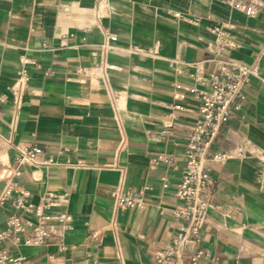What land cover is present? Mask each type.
Instances as JSON below:
<instances>
[{"label":"crops","instance_id":"crops-1","mask_svg":"<svg viewBox=\"0 0 264 264\" xmlns=\"http://www.w3.org/2000/svg\"><path fill=\"white\" fill-rule=\"evenodd\" d=\"M248 2L255 16L223 0H0V92L7 94L0 193L18 150L38 146L42 159L58 165L27 164L18 181L31 203L55 194L58 206L47 213L72 217L65 226L53 221L42 245L25 243L30 229L12 233L2 241L12 257L26 264L155 260L175 236L174 212L184 206L176 191L187 134L200 116V99L188 88L203 89L194 76L209 80L215 72L210 43L219 30L232 43L225 55L257 75L210 151L234 157L209 161L215 184L203 195L199 242L169 264H192L197 250V264H264V0ZM105 33L115 37L108 51ZM21 76L17 106L12 89ZM177 104L183 109L166 126ZM159 154L173 161H158ZM117 188L141 193L146 206L117 210ZM20 212L10 202L0 207V231Z\"/></svg>","mask_w":264,"mask_h":264},{"label":"built area","instance_id":"built-area-1","mask_svg":"<svg viewBox=\"0 0 264 264\" xmlns=\"http://www.w3.org/2000/svg\"><path fill=\"white\" fill-rule=\"evenodd\" d=\"M231 7L244 11L249 16H255L257 11L250 5L248 0H223ZM179 16V13H176ZM115 37L105 33L102 47L105 51L112 48ZM232 45L230 37L223 31H217V37L210 43L212 60L217 64L215 72L209 80L200 75H195V80L204 86L203 89L196 87L188 88L189 91L198 95L200 99L199 118L193 123L187 134V147L185 155V168L181 181L178 185L176 196L184 202V206L174 212L180 219L175 236L163 245L156 254L155 260L150 264H169L172 258H181L182 252L190 241L199 242L201 226L207 218V202L204 192L214 186L215 179L211 173L209 161L221 164L234 157L229 151L215 152L210 155L213 143L223 127L232 118L234 112L240 109L241 101L246 98L245 87L252 75H257V69L244 63L234 62L225 53ZM37 66V65H36ZM112 69L114 65H107ZM50 73L49 70L46 74ZM25 86V77H19L12 92L16 98L17 106L22 100V91ZM7 100V94L0 92V110ZM183 107L175 105L174 112L166 126L173 125ZM42 149L38 146L23 147L18 150L14 166L4 168L2 178L6 184L0 193V207L10 202L12 207L20 213H13L7 217L6 227L0 231V264H26L22 256L12 257L2 247V241L12 233H24L30 229L31 234L26 237L28 245H42L54 228L53 221L61 226L71 221V216L62 213L56 216L47 211L58 206V197L55 194H47L42 200L33 204L29 201L31 191L22 187L18 181L23 173V166L49 167L58 165L54 159H42ZM158 161L170 163L172 156L159 154ZM83 163L80 162V165ZM167 187L168 184L163 185ZM116 208L125 211L129 208H144L146 201L141 193H135L123 188H117L112 192ZM32 214L33 217H25ZM203 256L201 250H197L191 257V263L197 264ZM181 264H184L181 262Z\"/></svg>","mask_w":264,"mask_h":264}]
</instances>
